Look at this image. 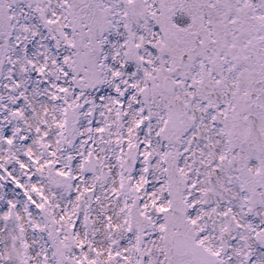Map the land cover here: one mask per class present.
I'll return each instance as SVG.
<instances>
[{
    "label": "snow or ice",
    "instance_id": "1",
    "mask_svg": "<svg viewBox=\"0 0 264 264\" xmlns=\"http://www.w3.org/2000/svg\"><path fill=\"white\" fill-rule=\"evenodd\" d=\"M0 264H264V0H0Z\"/></svg>",
    "mask_w": 264,
    "mask_h": 264
}]
</instances>
